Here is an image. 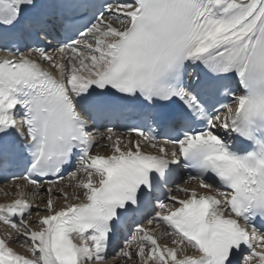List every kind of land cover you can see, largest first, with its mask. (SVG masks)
Listing matches in <instances>:
<instances>
[{"label": "snow or ice", "instance_id": "1", "mask_svg": "<svg viewBox=\"0 0 264 264\" xmlns=\"http://www.w3.org/2000/svg\"><path fill=\"white\" fill-rule=\"evenodd\" d=\"M0 184V264H264V0H0Z\"/></svg>", "mask_w": 264, "mask_h": 264}, {"label": "bare ground", "instance_id": "2", "mask_svg": "<svg viewBox=\"0 0 264 264\" xmlns=\"http://www.w3.org/2000/svg\"><path fill=\"white\" fill-rule=\"evenodd\" d=\"M19 183V182H18ZM179 183H183L182 180L179 181ZM9 192L11 194L12 189L9 188L7 185L0 186V203L6 202V197L3 195V192ZM39 199V198H38ZM35 219V217H34ZM4 225H0V238H2L5 235L4 231ZM21 255H25L26 253L24 252V249L22 248V252H20ZM112 254V250H110V256ZM109 264H117L115 260H110Z\"/></svg>", "mask_w": 264, "mask_h": 264}, {"label": "rangeland", "instance_id": "3", "mask_svg": "<svg viewBox=\"0 0 264 264\" xmlns=\"http://www.w3.org/2000/svg\"><path fill=\"white\" fill-rule=\"evenodd\" d=\"M4 228H5V226H4ZM4 231H6V229H4ZM16 250L20 253V252H22V248H20V247H18V246H16Z\"/></svg>", "mask_w": 264, "mask_h": 264}]
</instances>
